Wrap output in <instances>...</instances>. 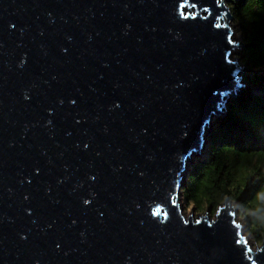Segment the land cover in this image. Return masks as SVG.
<instances>
[{"label": "water", "instance_id": "95a60500", "mask_svg": "<svg viewBox=\"0 0 264 264\" xmlns=\"http://www.w3.org/2000/svg\"><path fill=\"white\" fill-rule=\"evenodd\" d=\"M227 2L0 0V264H264L180 203L244 87Z\"/></svg>", "mask_w": 264, "mask_h": 264}, {"label": "trees", "instance_id": "16d2710c", "mask_svg": "<svg viewBox=\"0 0 264 264\" xmlns=\"http://www.w3.org/2000/svg\"><path fill=\"white\" fill-rule=\"evenodd\" d=\"M241 24L248 70L244 87L214 120L208 146L183 188L184 201L214 215L226 200L236 205L248 235L264 242V0H230Z\"/></svg>", "mask_w": 264, "mask_h": 264}, {"label": "rangeland", "instance_id": "374dc122", "mask_svg": "<svg viewBox=\"0 0 264 264\" xmlns=\"http://www.w3.org/2000/svg\"><path fill=\"white\" fill-rule=\"evenodd\" d=\"M228 3L229 2H227V5H228ZM229 6V5H228ZM230 7V6H229ZM230 27H231V29H233L232 31L234 32V37H235V42H238V43H240L241 45L243 44V42H242V39H243V36H242V28H241V24L239 23V22H237L236 20H235V18L233 19V21L230 23ZM243 49H244V45H243V48H241V49H237V50H235L234 52H233V59L234 60H238L239 62H240V64L242 65V63H241V61H240V57H241V55H242V51H243ZM243 66V65H242ZM244 67V66H243ZM248 73V70L244 67V69H243V72H242V76H244L245 74H247ZM233 97V96H232ZM231 97V98H232ZM230 98V99H231ZM230 101V100H229ZM229 101H228V103H229ZM228 105V104H227ZM226 113H225V115H220V116H214L213 117V120H212V128H213V126L215 125V123H214V120H216V119H220V117L221 118H225V116L227 115V109H226V111H225ZM211 134V131H210V133L208 134V135H205L206 136V140L208 139V136ZM207 146H208V142L204 145V150L202 151V152H197L196 154H194L193 156H192V158L190 159V160H188V172H187V179H186V182H187V180H188V177H189V174H190V171H192L193 169H194V167H195V165L197 164V162H199L200 161V159L202 158V156H204L205 155V151H206V148H207ZM186 185H187V183H186ZM186 185H185V187H186ZM184 187V188H185ZM181 201H180V203H181V206H182V210H183V215H185L187 218L188 217H190V215H192V214H194V216H195V218H199V217H207V215L209 214L210 215V217H211V219H215V214L214 215H212L211 213H210V211H207V210H205L204 212H199L197 209H195L194 208V206H192V205H188V204H186V202L184 201V197H183V190L181 191ZM228 202H230V207H232L233 209H234V212H235V214L237 215L236 216V221L244 228V235H246V237H247V239H248V241H249V243L251 244V246H252V250H254V251H256L258 248H260L261 246H262V244H263V242L262 243H257L256 241H254V239L251 237V236H249L248 235V230H247V228H246V226H245V223L240 219V217H239V213H238V211H237V209H236V205L234 204V203H232L230 200L228 201ZM226 203L224 202V203H222L220 206H219V208L220 207H223L224 205H225ZM218 208V209H219Z\"/></svg>", "mask_w": 264, "mask_h": 264}, {"label": "bare ground", "instance_id": "6f19581e", "mask_svg": "<svg viewBox=\"0 0 264 264\" xmlns=\"http://www.w3.org/2000/svg\"><path fill=\"white\" fill-rule=\"evenodd\" d=\"M233 30V29H232ZM187 163H188V161H187ZM248 240V239H247ZM249 242V241H248Z\"/></svg>", "mask_w": 264, "mask_h": 264}, {"label": "snow or ice", "instance_id": "6c2138e0", "mask_svg": "<svg viewBox=\"0 0 264 264\" xmlns=\"http://www.w3.org/2000/svg\"><path fill=\"white\" fill-rule=\"evenodd\" d=\"M199 223V222H198Z\"/></svg>", "mask_w": 264, "mask_h": 264}]
</instances>
